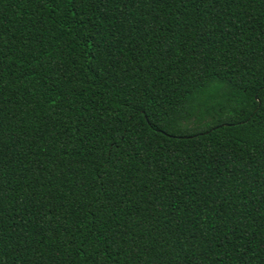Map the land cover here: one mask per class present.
<instances>
[{
    "label": "trees",
    "instance_id": "1",
    "mask_svg": "<svg viewBox=\"0 0 264 264\" xmlns=\"http://www.w3.org/2000/svg\"><path fill=\"white\" fill-rule=\"evenodd\" d=\"M0 264H264V0H0Z\"/></svg>",
    "mask_w": 264,
    "mask_h": 264
}]
</instances>
